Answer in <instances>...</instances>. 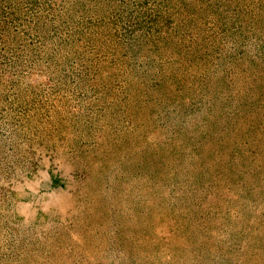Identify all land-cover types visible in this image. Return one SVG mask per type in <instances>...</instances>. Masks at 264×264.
I'll return each mask as SVG.
<instances>
[{"label": "rangeland", "instance_id": "1", "mask_svg": "<svg viewBox=\"0 0 264 264\" xmlns=\"http://www.w3.org/2000/svg\"><path fill=\"white\" fill-rule=\"evenodd\" d=\"M0 264H264V0H0Z\"/></svg>", "mask_w": 264, "mask_h": 264}]
</instances>
